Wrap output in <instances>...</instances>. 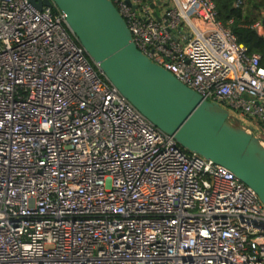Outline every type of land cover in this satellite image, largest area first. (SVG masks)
Returning a JSON list of instances; mask_svg holds the SVG:
<instances>
[{
  "label": "built area",
  "instance_id": "1",
  "mask_svg": "<svg viewBox=\"0 0 264 264\" xmlns=\"http://www.w3.org/2000/svg\"><path fill=\"white\" fill-rule=\"evenodd\" d=\"M111 1L144 55L264 138L261 55L214 0ZM0 264H264V202L136 109L55 5L0 0Z\"/></svg>",
  "mask_w": 264,
  "mask_h": 264
},
{
  "label": "water",
  "instance_id": "2",
  "mask_svg": "<svg viewBox=\"0 0 264 264\" xmlns=\"http://www.w3.org/2000/svg\"><path fill=\"white\" fill-rule=\"evenodd\" d=\"M31 1L39 9L55 5L65 14L68 28L91 61L156 127L172 134L188 151L231 171L264 202V148L260 140L234 127L220 104L205 100L144 55L131 40L111 0ZM147 1L154 8L155 4ZM256 30L262 34L261 26Z\"/></svg>",
  "mask_w": 264,
  "mask_h": 264
},
{
  "label": "trees",
  "instance_id": "3",
  "mask_svg": "<svg viewBox=\"0 0 264 264\" xmlns=\"http://www.w3.org/2000/svg\"><path fill=\"white\" fill-rule=\"evenodd\" d=\"M235 0H214L217 9V19L223 24L228 25L231 31L236 35L239 42L243 43L249 51L261 55V62L264 65V17H262L260 26L262 34H259L256 28L251 27L255 20H246L244 6L250 1L253 9L261 5L264 8V0H246L242 7H235Z\"/></svg>",
  "mask_w": 264,
  "mask_h": 264
},
{
  "label": "rangeland",
  "instance_id": "4",
  "mask_svg": "<svg viewBox=\"0 0 264 264\" xmlns=\"http://www.w3.org/2000/svg\"><path fill=\"white\" fill-rule=\"evenodd\" d=\"M245 2H246V0H245ZM245 2L243 4V6L245 5ZM257 2L259 3L260 1L257 0ZM243 9L245 11L244 15H245L246 20H255L254 23L255 22H259L262 19V17H263L262 15L264 14V8L261 5L257 6V8H255V9H253V6L250 3V1L246 2V5L244 6ZM158 10L160 11V8H158ZM229 120H230L231 124L237 126L238 128H241L243 130H244L243 123H245L246 125H249L248 124L249 120L247 118H244V119H242L240 121H237L234 118H231V119L229 118ZM252 122L257 124L255 122V120H252ZM259 132H260L259 129H256L255 132H250V133H252V135H254L259 140L264 139L262 136L259 135Z\"/></svg>",
  "mask_w": 264,
  "mask_h": 264
},
{
  "label": "bare ground",
  "instance_id": "5",
  "mask_svg": "<svg viewBox=\"0 0 264 264\" xmlns=\"http://www.w3.org/2000/svg\"><path fill=\"white\" fill-rule=\"evenodd\" d=\"M234 127H236V128H238L237 126H235V125H233ZM241 129V128H240ZM243 130V129H242ZM245 130V129H244ZM246 132H248L249 133V131L248 130H245ZM259 144H260V146L262 147V148H264V139H262V140H260L259 141Z\"/></svg>",
  "mask_w": 264,
  "mask_h": 264
}]
</instances>
